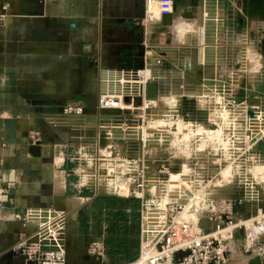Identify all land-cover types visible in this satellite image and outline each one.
<instances>
[{
  "label": "crops",
  "instance_id": "0c3cea01",
  "mask_svg": "<svg viewBox=\"0 0 264 264\" xmlns=\"http://www.w3.org/2000/svg\"><path fill=\"white\" fill-rule=\"evenodd\" d=\"M147 1L0 0L9 12L0 27V121H12L15 134L10 144L0 142V264H23L15 246L39 222L32 217L25 223L24 217L40 210L64 213L68 249L76 247L68 243L70 234L88 245L99 238L107 256V221L99 233L83 234L79 213L86 207L93 226L96 197H131L101 193L73 177L93 149L100 94L108 92L112 79L133 78L155 61L151 55L158 53V42L152 30L161 19L148 18ZM220 13L204 4L199 23L218 24ZM173 31H157L159 41H168ZM71 105L85 106L89 114H65ZM7 126L0 130L4 141ZM34 132L39 135L33 140ZM138 200L139 208L132 203L128 212L140 213ZM139 222L141 243V213ZM88 245L79 246L89 252Z\"/></svg>",
  "mask_w": 264,
  "mask_h": 264
},
{
  "label": "rangeland",
  "instance_id": "374dc122",
  "mask_svg": "<svg viewBox=\"0 0 264 264\" xmlns=\"http://www.w3.org/2000/svg\"><path fill=\"white\" fill-rule=\"evenodd\" d=\"M204 4V0H181L172 25L166 28L156 26L158 29L152 30L154 39L157 38L155 49L158 53L152 51L151 58L155 61L147 67L150 72L146 82L136 74L129 79L114 78L109 88L104 89L124 95L125 101L134 102L136 109L132 107L125 112L132 116V120L117 127L121 131L117 139H113L115 136H99L95 129L93 149L73 177L77 183L92 186L101 193H112L105 189L110 170L103 169L102 165L107 160L117 164L125 162V166L129 165L124 177L133 181H127L128 185L124 189L119 187L116 193L126 197L131 193L133 183L136 181L138 185L142 177L147 176L156 185L143 187L142 195H153L160 191L162 179L168 178L167 174L160 173V165L170 160L192 165L191 180L204 179L203 187L215 194L234 197L252 215L262 208L264 143L257 146V151L242 150L235 154L232 150L234 144H228L226 140L229 141L231 134L236 133L240 140L244 139L245 131L259 133L260 130L256 123L264 109V8L255 9L250 14L245 10L243 0H232L230 11L224 8V3L220 7L209 6L221 10L218 24H200V6ZM161 8V1L154 0L148 13L157 17L161 15ZM237 15L245 17L248 23L235 24ZM229 21L232 24L228 25ZM169 28L174 30L171 38L165 43L159 41L157 31L167 32ZM146 104L149 106L143 111ZM203 111L206 118L202 116ZM235 117L237 125L232 123ZM167 126H172L173 130L170 128L172 137L169 142L157 136L144 140L139 132L146 129L149 134L150 130L162 134ZM210 131H217V138L215 132ZM108 139L112 141L111 154L106 147ZM244 140L240 147L247 149L250 145ZM251 160L254 163L252 168ZM249 170L253 177L251 188L237 180ZM121 171L114 169L112 174ZM255 226L248 225V229L238 233L231 264H251L257 257H264L254 251L257 249L253 245L249 253L245 251V246L250 244L246 238L252 240L258 236ZM68 238L69 245H76L68 249L69 264H98L86 248L79 246L88 245L84 237L74 240L70 234Z\"/></svg>",
  "mask_w": 264,
  "mask_h": 264
},
{
  "label": "built area",
  "instance_id": "2783aa9c",
  "mask_svg": "<svg viewBox=\"0 0 264 264\" xmlns=\"http://www.w3.org/2000/svg\"><path fill=\"white\" fill-rule=\"evenodd\" d=\"M152 1L154 0L147 1V12ZM160 1L162 4L161 15L154 17L148 13V18L161 19L164 14L173 11L172 0ZM8 17L7 6L1 4L0 27L6 25ZM148 72L150 71L146 67L144 70L138 71L137 74L138 76L140 74L146 82L149 76ZM147 106L149 105L146 104L143 111ZM132 107L134 108V102H126L124 95L110 92L100 94L97 102V108L100 110L98 135L115 136L113 139H117L116 136L119 137L121 133L117 127L121 124L126 125V121L132 120V116L125 113L130 111ZM64 112L69 116L78 117L89 114L85 106L74 105L65 108ZM235 121H237L236 117L232 123L234 124ZM256 124L260 126L259 133L254 130H247L243 133V138L246 141L242 140L250 146L244 149L243 146L240 147L243 141H237L234 143L237 144L236 146L232 145L235 154H240L242 150L257 151V146L264 143V112L260 113ZM170 128L172 130V126H167L166 132L162 134H158L156 131L153 133L152 130L149 134L146 129H140L139 132L144 140L148 137L151 139L152 136H157L168 141L172 137ZM38 135V132H34L30 137L34 140ZM199 135L201 136L202 133ZM111 143L112 141L110 146ZM147 143V140L144 141L145 148ZM220 150L218 149V151ZM169 153L171 154L172 150ZM251 161L253 163V160ZM128 165L125 166L124 164V175L128 170ZM160 166L162 168L160 173L167 174L168 178L162 179L158 193L142 195L143 190H145L142 189L143 187L156 185L151 183L152 179L148 180L145 176L142 177L144 182L141 180L138 185H136V181L133 183L135 186L133 185L131 193L127 195V197L142 201L140 209V251L135 261L127 264H231L237 235L247 229L246 222L251 220L250 225H256L258 230L264 227V205L256 215L247 211L245 213L235 211L234 197L213 193L202 186L205 180L200 179V177L190 179L189 172L192 165L177 164L168 160ZM253 166L254 163L251 168ZM250 172L251 170L237 178L240 184L248 188L253 185V177ZM173 174L180 175L175 184L170 181ZM159 179H161L160 175ZM127 181L129 183L133 179L127 178ZM189 186L190 188H188ZM134 188L137 190L135 191ZM109 191L112 192L111 194L118 195L117 190ZM32 217H35L39 222L31 234L25 233L20 236L15 246L16 257L23 264H68L64 213H52L43 210L27 213L24 217L25 223ZM246 240H249L250 243L249 246H245L247 253H249L252 245H257L259 254H264V235L253 237L252 240L246 238ZM88 249L90 255L97 262L103 263L107 260L106 249L101 239L93 238ZM243 253L245 252L243 251Z\"/></svg>",
  "mask_w": 264,
  "mask_h": 264
},
{
  "label": "trees",
  "instance_id": "16d2710c",
  "mask_svg": "<svg viewBox=\"0 0 264 264\" xmlns=\"http://www.w3.org/2000/svg\"><path fill=\"white\" fill-rule=\"evenodd\" d=\"M139 208L136 198L115 196L96 197L93 201V226L86 207L79 213V229L83 234L100 232L102 221H107V256L110 264H127L135 261L140 248V213L128 212L130 204Z\"/></svg>",
  "mask_w": 264,
  "mask_h": 264
},
{
  "label": "water",
  "instance_id": "95a60500",
  "mask_svg": "<svg viewBox=\"0 0 264 264\" xmlns=\"http://www.w3.org/2000/svg\"><path fill=\"white\" fill-rule=\"evenodd\" d=\"M181 0H172L173 2V11L171 13H168V14H164L161 18V22L158 23L157 26L159 27H162V28H166L167 26H170L172 25L173 23V18L176 14V11H177V7H178V3L180 2ZM206 5L208 6H213V7H220L222 6V3H224V8L225 9H228L229 11L232 10L231 8V3H232V0H204ZM226 3H227V6H226ZM243 4H244V8L246 11H248L250 14L253 13V11H255V9H263L264 8V0H243ZM186 5V3H185ZM264 10V9H263ZM264 13V12H263ZM235 24H240V25H245L247 24L248 22L246 21L245 17H241L240 15H237L235 20H234ZM225 23H227V21H225ZM230 24H232V21H229L228 22ZM261 112H264V109L261 110ZM260 112V113H261ZM251 115H253L251 113ZM202 116L204 118H206V114L205 112L203 111L202 112ZM5 124H8L10 126H7L6 127V130H7V138L6 140H2V138L0 139V142H3V143H11V141L9 140V138H14L15 137V134H14V131H13V128L11 127V125H13V122L12 121H6L5 123L0 121V130L3 128V126ZM0 136H1V133H0ZM235 200V211H239L241 213H245L246 212V209H244V206H240L237 199H234ZM68 250V248H67ZM261 257H257L256 259H254L251 264H264L262 261H261ZM264 259V257H263ZM262 259V260H263ZM68 264H69V256H68Z\"/></svg>",
  "mask_w": 264,
  "mask_h": 264
},
{
  "label": "bare ground",
  "instance_id": "6f19581e",
  "mask_svg": "<svg viewBox=\"0 0 264 264\" xmlns=\"http://www.w3.org/2000/svg\"><path fill=\"white\" fill-rule=\"evenodd\" d=\"M224 115V114H223ZM222 115V116H223ZM226 116V115H225ZM221 128V127H220ZM222 129V128H221ZM220 129V130H221ZM200 134V133H199ZM199 134H197V133H194V135H199ZM215 134H216V138H217V136L219 135V133H217V131H215ZM193 135V136H194ZM244 136V135H243ZM225 140V139H224ZM240 140H242V139H240ZM237 141H239V138H238V135L235 133V134H231L230 135V138H229V141L228 140H226V142H228V144H230V142L232 143V144H234V143H236ZM235 146L237 145V144H234ZM109 147L108 148V151H109V154H111V146H110V140L108 139L107 140V144H106V147ZM110 156V155H109ZM102 167H103V169H109L110 170V174H108V178L106 179V184H105V189L106 190H112V191H116V190H118V188L120 187V188H122V189H124L123 187L125 186V184L127 183L126 182V179H125V177H124V174H123V172H124V170H123V168H124V164H117V162H114V161H105V163H104V165H102ZM117 170V169H119V170H122L119 174H116V175H113L112 174V171L113 170ZM121 174V175H120ZM179 177H180V175L179 174H173L172 176H171V178H170V181H171V183L172 184H175L176 182H177V180L179 179ZM154 180L152 179V181H151V183L154 185ZM135 189V191L137 190L136 188H134ZM250 222H251V220L250 221H248V222H246V225H247V229H248V225H250ZM257 233H258V236L259 235H264V227H261L258 231H257ZM236 252V249H234L233 250V253H235ZM263 259V258H262ZM261 259V261L264 263V259L262 260Z\"/></svg>",
  "mask_w": 264,
  "mask_h": 264
}]
</instances>
